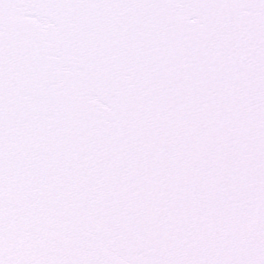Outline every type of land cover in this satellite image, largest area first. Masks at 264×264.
Instances as JSON below:
<instances>
[{
	"label": "snow or ice",
	"instance_id": "snow-or-ice-1",
	"mask_svg": "<svg viewBox=\"0 0 264 264\" xmlns=\"http://www.w3.org/2000/svg\"><path fill=\"white\" fill-rule=\"evenodd\" d=\"M0 264H264V0H0Z\"/></svg>",
	"mask_w": 264,
	"mask_h": 264
}]
</instances>
